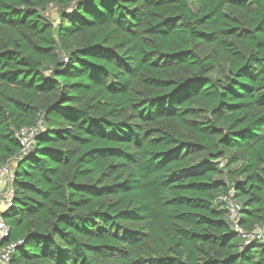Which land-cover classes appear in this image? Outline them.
<instances>
[{
  "label": "trees",
  "instance_id": "16d2710c",
  "mask_svg": "<svg viewBox=\"0 0 264 264\" xmlns=\"http://www.w3.org/2000/svg\"><path fill=\"white\" fill-rule=\"evenodd\" d=\"M8 161L10 264H264V0H0Z\"/></svg>",
  "mask_w": 264,
  "mask_h": 264
},
{
  "label": "built area",
  "instance_id": "2783aa9c",
  "mask_svg": "<svg viewBox=\"0 0 264 264\" xmlns=\"http://www.w3.org/2000/svg\"><path fill=\"white\" fill-rule=\"evenodd\" d=\"M41 122L36 127L24 128L17 133V137L22 145V154L25 155L35 142L36 134L42 130ZM14 178V161L0 164V264H10L12 255L16 251L18 242H10V228L3 219L2 214L11 207L14 192L12 182ZM233 193L225 197L228 204L229 219L233 229L242 236L247 243L253 240H264V227H256L252 232H246L239 223V207L235 204Z\"/></svg>",
  "mask_w": 264,
  "mask_h": 264
},
{
  "label": "rangeland",
  "instance_id": "374dc122",
  "mask_svg": "<svg viewBox=\"0 0 264 264\" xmlns=\"http://www.w3.org/2000/svg\"><path fill=\"white\" fill-rule=\"evenodd\" d=\"M58 13L59 12L56 8H49L50 19L55 23H58V21H59V14Z\"/></svg>",
  "mask_w": 264,
  "mask_h": 264
}]
</instances>
